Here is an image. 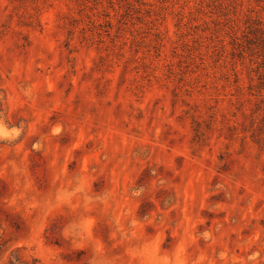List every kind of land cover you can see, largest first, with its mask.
Returning a JSON list of instances; mask_svg holds the SVG:
<instances>
[{
  "label": "rangeland",
  "instance_id": "rangeland-1",
  "mask_svg": "<svg viewBox=\"0 0 264 264\" xmlns=\"http://www.w3.org/2000/svg\"><path fill=\"white\" fill-rule=\"evenodd\" d=\"M264 264V0H0V264Z\"/></svg>",
  "mask_w": 264,
  "mask_h": 264
},
{
  "label": "trees",
  "instance_id": "trees-1",
  "mask_svg": "<svg viewBox=\"0 0 264 264\" xmlns=\"http://www.w3.org/2000/svg\"><path fill=\"white\" fill-rule=\"evenodd\" d=\"M11 264H13V262H11ZM20 264H23V263H20ZM34 264H38V262L37 261H34Z\"/></svg>",
  "mask_w": 264,
  "mask_h": 264
}]
</instances>
